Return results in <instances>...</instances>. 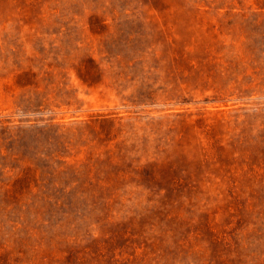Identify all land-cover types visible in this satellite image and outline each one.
<instances>
[{
    "label": "rangeland",
    "instance_id": "rangeland-1",
    "mask_svg": "<svg viewBox=\"0 0 264 264\" xmlns=\"http://www.w3.org/2000/svg\"><path fill=\"white\" fill-rule=\"evenodd\" d=\"M0 264H264V0H0Z\"/></svg>",
    "mask_w": 264,
    "mask_h": 264
}]
</instances>
